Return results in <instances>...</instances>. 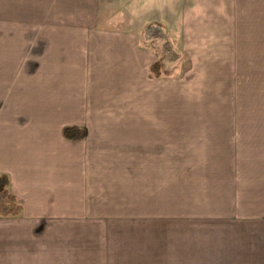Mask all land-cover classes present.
<instances>
[{"label":"crops","instance_id":"0c3cea01","mask_svg":"<svg viewBox=\"0 0 264 264\" xmlns=\"http://www.w3.org/2000/svg\"><path fill=\"white\" fill-rule=\"evenodd\" d=\"M100 10V0H0V174L23 208L20 217H0V264H94L92 235L111 233L105 220L120 216L111 213L130 202L143 211L140 202L175 191V151L170 173L157 174L166 194L155 190L158 181L143 188L150 165L143 116L136 104L129 115L121 111L129 104L122 92L136 96L152 57L138 34L101 30ZM246 121L254 123L231 117L222 131L229 136L212 156L201 149L219 137L189 141L200 153L187 164L200 172L192 183L199 209L177 230H160L167 251L140 246L150 251L138 254L140 264H264V131ZM69 126L80 128L83 140H65ZM208 178L215 190L200 198ZM220 192L231 197L228 205Z\"/></svg>","mask_w":264,"mask_h":264},{"label":"rangeland","instance_id":"374dc122","mask_svg":"<svg viewBox=\"0 0 264 264\" xmlns=\"http://www.w3.org/2000/svg\"><path fill=\"white\" fill-rule=\"evenodd\" d=\"M100 7L101 30L138 34L144 54L161 67L159 75L149 72L148 66L144 68L136 96L130 90L122 92L124 105L129 104L121 111L129 115L130 104H136V114L143 116V154L150 163L149 170L142 171L144 189L158 181L154 186L157 191L163 182L157 174L161 178L164 171L170 173L166 167L172 163V155L168 154L175 151L171 171L174 193L159 195L153 203L140 202L143 211L135 202L128 203L120 213H111L120 216L105 220L110 234L92 235L94 264H135L138 254L150 253H140V246L158 245L167 251L168 239L164 235L165 239L159 240L160 230H177L184 215L199 209L197 188L192 183L200 172L190 171L187 164L198 162L200 153L187 145L189 141L219 137L220 142L201 149L212 156L229 136L222 131L230 130L233 115L254 121L243 126L264 131V4L260 0H100ZM211 130H217L218 135ZM223 150L228 152L226 147ZM187 152L192 154L190 158ZM151 162L160 169L152 171ZM207 180L206 194L199 192L200 198L215 190L213 180ZM226 183L223 179L222 192ZM161 187L158 191L166 194L168 188ZM219 196L228 205L231 197L225 193ZM140 214L151 217L141 218ZM144 262L150 264L149 259Z\"/></svg>","mask_w":264,"mask_h":264},{"label":"trees","instance_id":"16d2710c","mask_svg":"<svg viewBox=\"0 0 264 264\" xmlns=\"http://www.w3.org/2000/svg\"><path fill=\"white\" fill-rule=\"evenodd\" d=\"M160 70L159 63H154L151 67V71L156 75L160 74ZM63 138L69 141H81L84 138V132L78 127H65L63 129ZM22 212V206L10 190L9 177L0 174V217L17 218L22 215Z\"/></svg>","mask_w":264,"mask_h":264}]
</instances>
